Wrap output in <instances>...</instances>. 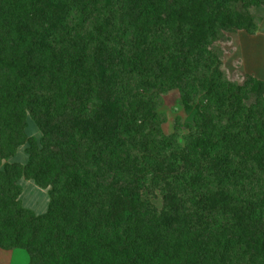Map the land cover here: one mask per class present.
<instances>
[{
	"label": "trees",
	"instance_id": "16d2710c",
	"mask_svg": "<svg viewBox=\"0 0 264 264\" xmlns=\"http://www.w3.org/2000/svg\"><path fill=\"white\" fill-rule=\"evenodd\" d=\"M260 5L0 0V250L23 249L29 264H264V107L247 111L255 78L229 81L214 48L228 32L254 33L246 14ZM182 82L184 108L207 116L192 141L205 172L189 155L184 170L152 155L145 133L157 115L147 94ZM21 147L27 162H11ZM134 151L155 171L160 209L141 199ZM22 177L49 187L44 214L20 206Z\"/></svg>",
	"mask_w": 264,
	"mask_h": 264
},
{
	"label": "rangeland",
	"instance_id": "374dc122",
	"mask_svg": "<svg viewBox=\"0 0 264 264\" xmlns=\"http://www.w3.org/2000/svg\"><path fill=\"white\" fill-rule=\"evenodd\" d=\"M246 15V18L253 19V22L257 26V24L264 18V6L260 5L258 7L249 8ZM82 31L86 30L82 29ZM240 31L242 30L228 32L224 34L222 40L214 42V48L218 50L217 56L220 59V67L223 70L225 77L237 86L244 85L249 77V74H247L242 67L237 39L235 37ZM47 80L48 79L45 78L42 81V87L47 86ZM139 81L140 79L138 77H133L129 80V87L132 89H138V92H142L139 86ZM252 83L253 84L246 89L247 99L244 100V104L247 107V111H254L260 115L262 113L261 109L257 110L252 108L264 107V104L258 102V100H264V88H258V82L256 79H254ZM182 85H184V82L181 83L179 88L167 92L155 91L156 94H154V96L153 94H147V96H151V101L154 104L150 115L153 113H156L157 115L154 117L153 122L148 124L145 133L150 132L153 136V141L151 142L153 145L152 155L164 156L170 162H173L174 158L177 157L175 160L176 165H179L181 170H184L182 167L185 165L188 158L187 156L189 155V164L194 165L193 169L205 172L204 170L208 167L209 162L194 150L192 141L198 139L196 135L199 136L203 123L207 119L206 113L203 111L207 105L199 102L197 99L189 104L192 108L196 106L199 107L201 114L206 116V118L201 120L203 121V123H201L196 120L195 112H191V110L187 111L184 108L182 101L183 93L181 91ZM144 99L146 100V98ZM27 117L28 120L31 119L30 115ZM26 133L35 138L39 137L38 140L36 139L39 143L41 134L39 135V131L33 122H28ZM194 136H196V139L193 138ZM207 151L209 152V150ZM221 153L223 152H220L219 155H221ZM134 156L141 161L140 165L143 168L141 173H143L146 178L144 190L141 192V199L146 200L145 202L160 209L162 206L161 194L158 188L153 189L152 187L154 184L151 183V174L155 173V171L147 162L148 160L146 158H148V156L147 154L144 155L142 153H136L135 151ZM222 156L223 154L215 158L218 159ZM212 159L213 157L211 160ZM10 161L25 164L27 162V155L24 152V147L19 148ZM256 176L262 183V186H264V172H259ZM19 185L21 187V194L19 196L20 206L30 210L35 216L44 214L47 211L49 203V187H38L27 177H22L19 181ZM260 186L261 184H253L254 189H259ZM169 238L171 237L169 236ZM0 264H29V255L23 249L0 250ZM236 264L245 263L238 262Z\"/></svg>",
	"mask_w": 264,
	"mask_h": 264
},
{
	"label": "crops",
	"instance_id": "0c3cea01",
	"mask_svg": "<svg viewBox=\"0 0 264 264\" xmlns=\"http://www.w3.org/2000/svg\"><path fill=\"white\" fill-rule=\"evenodd\" d=\"M235 37L244 71L264 81V18L257 24L254 33L240 31Z\"/></svg>",
	"mask_w": 264,
	"mask_h": 264
}]
</instances>
